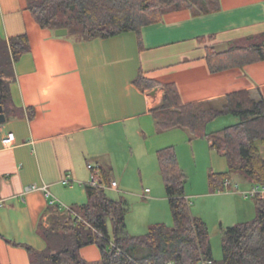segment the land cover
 Here are the masks:
<instances>
[{"label":"crops","instance_id":"0c3cea01","mask_svg":"<svg viewBox=\"0 0 264 264\" xmlns=\"http://www.w3.org/2000/svg\"><path fill=\"white\" fill-rule=\"evenodd\" d=\"M28 2L0 0V36L26 34L31 46L15 64L14 110L0 123V264H31L26 248L17 245L46 248L39 226L48 225L49 203L68 209L88 202L89 164L104 170L109 185L117 182L121 148L144 167L158 161V151L189 141L181 128L159 132L153 110L165 92L138 88L141 72L175 84L185 104L217 105L240 91L264 100V61L212 73L205 59L207 46L263 34L264 0H221L217 12L201 16L169 13L143 29L142 49L135 32L89 41L58 36L36 22ZM9 133L15 142L5 147ZM67 176L71 184L63 182ZM33 185L38 189L25 194ZM112 191L123 192L120 183ZM151 192L146 188L143 197ZM96 248H83V258L99 261Z\"/></svg>","mask_w":264,"mask_h":264},{"label":"trees","instance_id":"16d2710c","mask_svg":"<svg viewBox=\"0 0 264 264\" xmlns=\"http://www.w3.org/2000/svg\"><path fill=\"white\" fill-rule=\"evenodd\" d=\"M27 8L42 28L68 29L70 36L83 41L135 32L142 49L144 28L161 23L175 11L190 10L193 16L217 12L221 0H29ZM219 47L222 50L215 45L206 47L205 59L212 73L264 61V33ZM30 49L26 34L9 40L0 36V106L7 118L14 110L11 85L16 80L15 64ZM135 84L142 90L164 89L162 103L153 110L159 132L187 130L207 139L211 148L226 158L228 171L210 175L215 191L224 190L233 173H241L253 185L264 184L263 99L240 91L227 95L217 105L185 104L173 83L161 84L141 72ZM227 115L237 117L238 123L208 133L209 124ZM157 158L174 219L172 228L157 224L144 235L125 234L128 201L124 197L110 198L105 189L86 185L88 202L84 205L65 211L60 204L49 203L45 213L48 225L39 226L46 243L44 250L16 245L26 248L31 264H198L204 259L214 264H264V201L255 200L257 216L253 222L224 232L223 260L216 262L206 224L191 213L185 191L187 176L178 165L175 147L158 151ZM99 169L107 183L106 173ZM92 245L101 252L99 261H87L81 254L83 248Z\"/></svg>","mask_w":264,"mask_h":264},{"label":"rangeland","instance_id":"374dc122","mask_svg":"<svg viewBox=\"0 0 264 264\" xmlns=\"http://www.w3.org/2000/svg\"><path fill=\"white\" fill-rule=\"evenodd\" d=\"M214 45L222 50L217 44ZM238 121V118L233 115L221 116L209 124L207 131L208 133L220 132ZM184 132L187 133L189 141L183 143L179 149L176 147L175 149L178 165L187 176L185 191L189 198L190 210L194 217L202 219L206 224L213 259L221 262L224 232L229 228L253 222L257 216L256 202L253 199H245L241 194L242 191L250 188L245 184V177L241 173L231 174L230 189L215 191L210 182V175L212 172L228 171L226 158L213 150L207 139L196 137L188 131ZM121 149L122 154L117 158L115 168L119 174L115 173V175L123 192L112 191L113 189L109 187L105 190L110 198L125 197L130 203V210L126 216L125 234L144 235L157 224H165L172 228L174 219L166 198L159 162L156 159L154 163H145L142 167L137 162V164L132 163L124 154L123 148ZM261 151L264 157V147ZM141 170H143L142 173L139 172ZM146 188L152 192L150 197L144 198L143 191ZM109 231L112 232L111 222H109ZM253 244L257 245L256 242ZM98 251L100 252L99 249Z\"/></svg>","mask_w":264,"mask_h":264},{"label":"built area","instance_id":"2783aa9c","mask_svg":"<svg viewBox=\"0 0 264 264\" xmlns=\"http://www.w3.org/2000/svg\"><path fill=\"white\" fill-rule=\"evenodd\" d=\"M15 142V136L13 133H9L7 136H5V138L3 139V145L5 147H10L12 145H14ZM89 169L91 170V180L90 183H88L87 185L91 186V187H95V188H111V189H116L118 184L117 182L113 181L111 182L109 185L106 184L105 182H103L101 180V170L99 169L98 166L93 165V164H89ZM65 184H71L73 182L72 177L67 176L64 181ZM231 188V183L230 181H228L227 183H225V189ZM38 189L37 186H28L25 188V194H28L30 192H34ZM147 192H149V190H147ZM241 194L244 196L245 199H253V200H261L264 201V184H254L252 185L249 189L242 191ZM61 206V205H60ZM62 207V206H61ZM63 209V207H62ZM65 211H70V208L68 209H63ZM143 264H151V263H143ZM168 264H176L174 262H169ZM198 264H214V262L212 260H208V259H204L201 260Z\"/></svg>","mask_w":264,"mask_h":264},{"label":"water","instance_id":"95a60500","mask_svg":"<svg viewBox=\"0 0 264 264\" xmlns=\"http://www.w3.org/2000/svg\"><path fill=\"white\" fill-rule=\"evenodd\" d=\"M56 35L58 36H66L68 35L69 31L68 29H58L55 31ZM6 122V115L4 113V109L2 106H0V123L3 124Z\"/></svg>","mask_w":264,"mask_h":264}]
</instances>
